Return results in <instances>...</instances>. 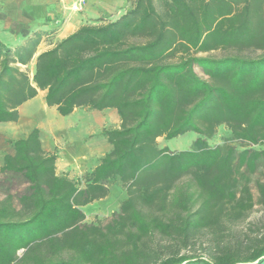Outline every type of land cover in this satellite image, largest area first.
Returning a JSON list of instances; mask_svg holds the SVG:
<instances>
[{
	"label": "trees",
	"instance_id": "obj_1",
	"mask_svg": "<svg viewBox=\"0 0 264 264\" xmlns=\"http://www.w3.org/2000/svg\"><path fill=\"white\" fill-rule=\"evenodd\" d=\"M38 42L36 32L17 45L0 39V122H16L38 90L62 116L114 108L120 122L101 132L111 149L82 187L56 172L38 128L9 140L0 170L28 190L16 204L0 199V264H264V233L230 229L254 204L239 168L264 162V0H134L39 52L30 76L21 65ZM221 125L261 148L209 145ZM186 132L197 135L188 149L157 145ZM113 181L126 192L118 210L84 222L81 207ZM256 188L264 207V182Z\"/></svg>",
	"mask_w": 264,
	"mask_h": 264
},
{
	"label": "crops",
	"instance_id": "obj_2",
	"mask_svg": "<svg viewBox=\"0 0 264 264\" xmlns=\"http://www.w3.org/2000/svg\"><path fill=\"white\" fill-rule=\"evenodd\" d=\"M133 1L86 0L80 11H72V0H0V39L17 45L27 35L38 34L34 57L28 64L21 65L22 69L28 66L32 75L35 56L39 52L50 48L83 24L95 23L99 18L113 20L119 17L132 7ZM44 95L45 90H38L34 97L18 107L16 122L3 123L13 125L9 134H17V138L25 137L34 127L38 128L42 148L57 155L56 172L76 179L91 171L111 149L101 132L118 127L119 116L114 108L96 110L81 107L62 116L56 109L51 111L45 107ZM74 115L73 120L69 119ZM7 153L12 154L13 149Z\"/></svg>",
	"mask_w": 264,
	"mask_h": 264
},
{
	"label": "rangeland",
	"instance_id": "obj_3",
	"mask_svg": "<svg viewBox=\"0 0 264 264\" xmlns=\"http://www.w3.org/2000/svg\"><path fill=\"white\" fill-rule=\"evenodd\" d=\"M28 74L31 76L29 67L24 68ZM196 71L203 75L199 68H195ZM45 107H48L44 102ZM51 111L55 110V107H49ZM23 111H26L23 109ZM59 116V115H58ZM74 116H71L69 119H74ZM31 121L30 123H32ZM120 122V121H119ZM117 122V125H119ZM4 124L0 122V162L2 163V157L7 151L11 150V145L9 140L17 138V134H9L11 124ZM197 135L194 132H186L183 135L171 138L169 140L164 139L163 137L157 138L158 147L167 146L171 150H181L188 149L192 146L193 141ZM209 145H222V144H231L237 150L244 148L247 149H259L260 145H249L242 141H237L230 138L229 129L224 126H218L214 134L207 138ZM85 174V173H84ZM84 174H81L80 177H77L75 180L77 184L82 187L84 185ZM238 177L240 179V185L247 184L252 197H253V207L248 211L247 215L237 223H234L230 226L231 231L234 235H243L245 233L257 234L264 233V207L258 201V193L256 188V181L264 182V162L262 160L257 161L254 171H248L246 167L242 166L239 168ZM74 179V178H73ZM186 180L185 178L183 179ZM28 190V183L19 173L12 172H3L0 170V199L5 197L7 194L14 196V202L16 204V198ZM126 192L122 187L119 181H113L108 188V194L101 199L94 200L88 203L85 206H82L81 209L85 213L84 222L90 223H105L108 221L112 214L116 212L119 208V204L123 198H125ZM209 238V234L206 231H201L197 235V252L204 253L202 249H199L198 244L203 243L206 245V242ZM199 242V243H198ZM24 250L21 249L18 251V255L22 256ZM64 257H67L68 253L62 254Z\"/></svg>",
	"mask_w": 264,
	"mask_h": 264
},
{
	"label": "built area",
	"instance_id": "obj_4",
	"mask_svg": "<svg viewBox=\"0 0 264 264\" xmlns=\"http://www.w3.org/2000/svg\"><path fill=\"white\" fill-rule=\"evenodd\" d=\"M86 0H72L70 5V10L72 11H80L84 5Z\"/></svg>",
	"mask_w": 264,
	"mask_h": 264
}]
</instances>
